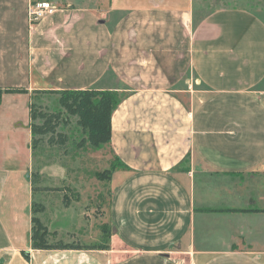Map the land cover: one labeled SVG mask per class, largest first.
<instances>
[{
	"label": "crops",
	"instance_id": "0c3cea01",
	"mask_svg": "<svg viewBox=\"0 0 264 264\" xmlns=\"http://www.w3.org/2000/svg\"><path fill=\"white\" fill-rule=\"evenodd\" d=\"M224 3L0 0V264H264V0ZM61 90L124 95L107 250L31 249L29 106Z\"/></svg>",
	"mask_w": 264,
	"mask_h": 264
},
{
	"label": "rangeland",
	"instance_id": "374dc122",
	"mask_svg": "<svg viewBox=\"0 0 264 264\" xmlns=\"http://www.w3.org/2000/svg\"><path fill=\"white\" fill-rule=\"evenodd\" d=\"M226 1L229 0H218V7L225 5ZM39 103L49 110L55 109L56 97L42 96ZM76 141L78 137H75ZM116 162L107 147L94 150L86 146L77 150L72 143L68 145L66 155L55 148L49 149L46 144L38 149L32 171L42 177L36 188L40 190L34 192L35 208L41 211H37L35 217L44 225L50 224L52 216L60 219L59 230L55 231L52 239L90 245L108 241L109 228L103 218L109 199L107 173ZM41 163L52 164L46 167H56L58 174L54 176L60 178L41 174L45 168ZM64 195L71 202L66 215L59 213L66 208L62 202ZM55 226L51 224L50 229L55 230Z\"/></svg>",
	"mask_w": 264,
	"mask_h": 264
},
{
	"label": "trees",
	"instance_id": "16d2710c",
	"mask_svg": "<svg viewBox=\"0 0 264 264\" xmlns=\"http://www.w3.org/2000/svg\"><path fill=\"white\" fill-rule=\"evenodd\" d=\"M22 93L19 88H7L2 93ZM42 96H55L56 108L49 110L48 107L39 103ZM124 95L112 91L96 90H61L44 91L33 93L29 106L30 129H31V151L33 158L39 148L44 144L47 147L55 148L56 151H63L67 154L69 144H74L77 150L86 146L94 150L103 147L109 148L111 139V118L115 109L119 106ZM75 133L77 136H74ZM75 137L78 141L75 142ZM43 167L52 164L41 163ZM119 167L116 165L109 168L107 179L112 170ZM41 181L39 173H31V184L33 191ZM63 204L70 205V199L64 195ZM36 204L32 203L31 220V249L40 251L50 250H75V249H108V241L103 244L77 245L65 243L62 240L52 239L56 232H50L48 228L35 217L37 211Z\"/></svg>",
	"mask_w": 264,
	"mask_h": 264
},
{
	"label": "built area",
	"instance_id": "2783aa9c",
	"mask_svg": "<svg viewBox=\"0 0 264 264\" xmlns=\"http://www.w3.org/2000/svg\"><path fill=\"white\" fill-rule=\"evenodd\" d=\"M55 11V6L49 2H31L27 9L28 23L32 26L40 22L47 15H50Z\"/></svg>",
	"mask_w": 264,
	"mask_h": 264
},
{
	"label": "water",
	"instance_id": "95a60500",
	"mask_svg": "<svg viewBox=\"0 0 264 264\" xmlns=\"http://www.w3.org/2000/svg\"><path fill=\"white\" fill-rule=\"evenodd\" d=\"M58 170L56 167L52 166V167H45L43 168V171L41 173H45L47 175H57Z\"/></svg>",
	"mask_w": 264,
	"mask_h": 264
}]
</instances>
